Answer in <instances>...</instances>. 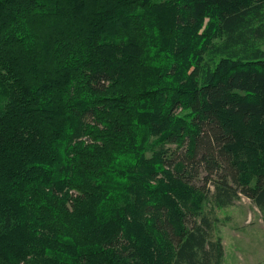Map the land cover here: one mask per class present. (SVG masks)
I'll return each mask as SVG.
<instances>
[{"label":"trees","instance_id":"trees-1","mask_svg":"<svg viewBox=\"0 0 264 264\" xmlns=\"http://www.w3.org/2000/svg\"><path fill=\"white\" fill-rule=\"evenodd\" d=\"M263 45L264 0H0V264H220L203 204L264 218Z\"/></svg>","mask_w":264,"mask_h":264},{"label":"rangeland","instance_id":"rangeland-1","mask_svg":"<svg viewBox=\"0 0 264 264\" xmlns=\"http://www.w3.org/2000/svg\"><path fill=\"white\" fill-rule=\"evenodd\" d=\"M261 48L264 50V45ZM195 182L202 185L200 177ZM202 211L210 223V239H220V264H264V218L248 198L240 195L224 208L207 202Z\"/></svg>","mask_w":264,"mask_h":264}]
</instances>
